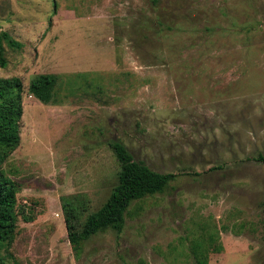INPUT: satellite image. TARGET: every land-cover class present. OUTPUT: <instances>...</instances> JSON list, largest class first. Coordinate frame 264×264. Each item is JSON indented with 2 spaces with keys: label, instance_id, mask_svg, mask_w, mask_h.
Segmentation results:
<instances>
[{
  "label": "rangeland",
  "instance_id": "obj_1",
  "mask_svg": "<svg viewBox=\"0 0 264 264\" xmlns=\"http://www.w3.org/2000/svg\"><path fill=\"white\" fill-rule=\"evenodd\" d=\"M0 33L21 46L4 42L0 78L23 84L3 264H195L196 243L209 264H264V0H0ZM41 74L59 77L50 104ZM115 142L177 177L77 255L63 198L86 197L83 222L104 205Z\"/></svg>",
  "mask_w": 264,
  "mask_h": 264
},
{
  "label": "trees",
  "instance_id": "obj_2",
  "mask_svg": "<svg viewBox=\"0 0 264 264\" xmlns=\"http://www.w3.org/2000/svg\"><path fill=\"white\" fill-rule=\"evenodd\" d=\"M5 41L12 48L21 47L7 33H0V66L2 68L7 65L3 58ZM58 83L57 75L41 74L31 81L30 90L42 103L50 104L54 99V91ZM22 93L23 84L19 78H0V169L20 146V121L23 117ZM112 148L121 165V172L118 185L104 205L98 211L89 214L83 222V217L89 210L86 197L63 198L62 208L68 239L77 255L82 252L84 242L101 232L112 229L120 234L131 205L147 197L164 193L177 177L175 174L155 172L146 164L136 162L122 143L115 142ZM3 178L4 175L1 173L0 250L13 242L19 217L15 185ZM20 214L25 221L34 220L30 212L26 214L24 209ZM192 250L195 264H209L207 252L199 243L194 244ZM215 250L220 252L222 248H215ZM0 264H3L1 258Z\"/></svg>",
  "mask_w": 264,
  "mask_h": 264
}]
</instances>
